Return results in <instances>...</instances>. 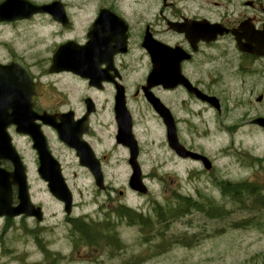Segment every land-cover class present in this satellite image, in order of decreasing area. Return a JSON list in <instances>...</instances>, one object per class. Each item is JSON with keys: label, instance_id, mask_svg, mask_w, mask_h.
Returning <instances> with one entry per match:
<instances>
[{"label": "flooded vegetation", "instance_id": "1", "mask_svg": "<svg viewBox=\"0 0 264 264\" xmlns=\"http://www.w3.org/2000/svg\"><path fill=\"white\" fill-rule=\"evenodd\" d=\"M219 3L0 0V264H218L203 257L199 232L168 233L199 209L196 201L176 195L174 202L151 200L140 209L129 197L151 193L149 186L141 192L130 185L133 152L142 178L149 175L139 136L148 134L149 121L156 120L163 132V161L203 167L170 144L167 124L147 93L170 110L178 142L194 151L183 131L186 100L213 106L182 79L217 97L203 84V63L218 55L228 59L230 49L238 51L240 62L264 59L241 51L237 38L247 43L245 35L264 30V0H234L216 10ZM203 31L217 37L199 39ZM154 72L166 85H149ZM142 101L146 110L136 109ZM129 123L136 149L121 137ZM211 169L186 173L190 178ZM58 175L72 193L69 209L46 179ZM80 177L94 184L95 212L75 213L80 205L71 181ZM119 177L128 185L114 186ZM42 182L53 201L42 199ZM81 205L89 208L88 202Z\"/></svg>", "mask_w": 264, "mask_h": 264}, {"label": "rangeland", "instance_id": "2", "mask_svg": "<svg viewBox=\"0 0 264 264\" xmlns=\"http://www.w3.org/2000/svg\"><path fill=\"white\" fill-rule=\"evenodd\" d=\"M186 1L206 4L208 0ZM217 1L220 3L216 10H219L221 4L224 6L234 0ZM213 58L212 62L203 63V84L220 99L221 110L186 100L188 107L181 112L185 118V141L211 159V172L192 174L189 178L186 173L189 170L205 169L189 160L177 163L163 161V132L156 120L149 121L148 134L139 136L146 150L142 165L149 172L145 182L151 193L130 196L129 202L140 209H147L151 200L167 204L168 200L174 202L179 196L185 201L178 192L191 196L200 203L199 209L189 211L168 230L169 234L199 232L203 236L200 249L204 252L203 257L212 256L209 258L213 263H236L246 259L261 264L264 262V128L251 120L264 117V59L249 58L240 62L235 49L229 50L228 59L220 55ZM207 72L208 76H205ZM259 96H262L261 101H258ZM147 106L143 101L134 105L139 110H146ZM138 127L143 129L144 125ZM71 183L74 200L80 205L75 213L95 212L97 205L93 203L90 188L94 186L92 180L80 177ZM113 183L116 187L128 185L123 177ZM236 185H242L240 189L243 191L238 201L231 197ZM85 187H88L87 192L83 189ZM82 190L83 194L80 193ZM41 197L46 203L53 201L43 182ZM86 202L89 208L81 207ZM213 202L221 205L219 210L214 209ZM248 218L252 219L253 225L242 223ZM125 234H132V231ZM171 260L168 258L166 261Z\"/></svg>", "mask_w": 264, "mask_h": 264}, {"label": "water", "instance_id": "3", "mask_svg": "<svg viewBox=\"0 0 264 264\" xmlns=\"http://www.w3.org/2000/svg\"><path fill=\"white\" fill-rule=\"evenodd\" d=\"M198 36L202 37L206 40H211V39H214L215 32L209 33V32L203 31L200 34H198ZM240 36L241 35L237 36V38H238V44H239L240 49L242 51H249L252 53H256L258 55H264V30L251 32V33L245 35V37L247 39V43L242 42ZM149 81L151 84L162 83V84L166 85L162 75L155 73V72H154V74L150 75ZM183 82L187 85V87L189 89L194 88L191 86V84L188 81L184 80ZM194 90L199 97H201L202 99H205V100H209L215 107L219 108V101L216 97L208 96V95L204 94L203 92H201L197 88ZM147 97H148V100L152 103V105L155 107V109L158 111V113L164 118L165 122L167 123L168 130H169L168 131L169 141H170V144L176 149V151L181 156H191V157L196 158V159H201L204 162V164L206 165V167L209 168L211 166V162L207 158V156H205L201 153L194 152V151H189L184 146L179 144V142L177 140L175 126H174L173 121H172V117L170 116L169 110L162 104L160 99L157 98L155 95H153L151 92H149L147 94ZM259 100H260V98H259ZM252 123H255L259 126L264 127V117L258 116L256 118L252 119ZM121 137L130 139L131 142L133 143V145L136 147V141L130 132V126H128L127 130H122ZM126 143H128V142H126ZM132 143H129V145H131V147H132ZM130 161H131V164H132L133 169H134V173H133L131 180H130V185L134 189L144 192L146 189V185L144 184L143 179L141 177V171H140L139 165H138L137 160H136V151L133 153V156H132ZM47 179L50 182L52 192L56 196H58L60 199L64 200L69 206L70 202H71V194H70L69 190L67 189V186L65 185L63 178L60 175H58L56 177L47 178ZM96 180H97L98 185L102 186V178L97 177ZM67 209H69V208H67Z\"/></svg>", "mask_w": 264, "mask_h": 264}, {"label": "trees", "instance_id": "4", "mask_svg": "<svg viewBox=\"0 0 264 264\" xmlns=\"http://www.w3.org/2000/svg\"><path fill=\"white\" fill-rule=\"evenodd\" d=\"M242 185H236V188L234 189V191L231 193V197L234 199V200H239V197L242 196L243 194V191H241L240 187ZM189 198H185V201L188 200ZM190 200V199H189ZM194 202V200H193ZM212 206L214 207V209L216 208V210H219V208L221 207L220 204L216 203V202H213ZM251 218V217H250ZM245 219L242 221V223H248L249 225H253V223H251V220L252 219ZM252 227V226H251ZM259 227H261V225H259Z\"/></svg>", "mask_w": 264, "mask_h": 264}]
</instances>
